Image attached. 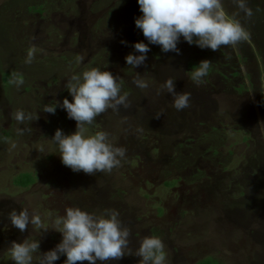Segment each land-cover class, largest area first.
I'll list each match as a JSON object with an SVG mask.
<instances>
[{"label": "rangeland", "instance_id": "1", "mask_svg": "<svg viewBox=\"0 0 264 264\" xmlns=\"http://www.w3.org/2000/svg\"><path fill=\"white\" fill-rule=\"evenodd\" d=\"M223 2L229 14L236 11L232 0ZM249 6L250 19L237 17L249 40L213 51L181 37L179 53L150 44L145 63L132 69L125 57L136 42L148 43L135 25L142 15L138 0H0V264H14L7 252L13 241L39 239L44 253L62 240L55 229L31 224L20 232L9 213L27 207L52 227L66 208L77 206L96 214L119 211L131 230L133 252L144 236L160 237L166 264H198L208 256L219 264H264V0H249ZM29 50L35 59L26 64ZM193 60L217 62L228 79L211 70L202 83H193L187 74ZM94 67L120 77L132 104L118 113L109 109L88 126V134L106 131L127 150L110 174L65 166L52 153L51 138L57 129L74 133L77 122L62 106L55 114L42 110L44 104L71 101L70 77ZM234 67L238 77L229 73ZM136 73L152 86L136 88ZM15 77L24 84L11 83ZM166 78L175 80L177 93L190 94L187 109L177 111L170 93L157 96ZM244 82V90L234 89ZM17 110L38 119L19 124L12 118ZM42 145L45 153L38 151ZM28 171L36 181L17 186ZM172 178L177 182L165 185ZM140 259L132 254L97 264Z\"/></svg>", "mask_w": 264, "mask_h": 264}, {"label": "clouds", "instance_id": "2", "mask_svg": "<svg viewBox=\"0 0 264 264\" xmlns=\"http://www.w3.org/2000/svg\"><path fill=\"white\" fill-rule=\"evenodd\" d=\"M138 4L142 15L135 19V25L142 30L148 43L136 42L134 52L125 57L132 69L145 63L150 44L159 45L165 53H179L178 42L183 37L189 44L216 51L221 46H235L250 38L241 20L237 19L241 14L249 19L254 15L249 0H232L236 8L232 14L226 11L223 0H138ZM34 59V50H29L25 63L31 64ZM210 68L211 61L203 60L187 74L193 83L199 85L209 75ZM11 83L20 87L24 80L15 77ZM131 83L141 91L152 86L139 73ZM123 85L124 81L112 72L94 67L70 77L66 87L73 98L71 101L65 98L62 105L59 101L43 105L42 110L50 114H55L57 107L62 106L68 118L77 122L74 133L65 134L62 129H57L51 138L56 147L52 153H58L62 163L74 172L110 174L125 160L127 150L112 143L108 132L100 130L88 134V126H93L102 113L109 109L118 113L121 107H132L129 94L122 91ZM165 93L172 95L171 103L177 111L190 106V94L177 93L174 79L166 78L156 90L157 96ZM12 118L25 124L38 119V114L17 110L12 113ZM24 131L18 129L17 134L23 135ZM261 131L264 132V125ZM38 151L45 153L46 147L42 145ZM9 220L20 232L31 224L33 229L47 231L51 228L62 233L61 242L44 253L40 251L39 239L28 238L22 243L13 241L7 252L14 264H54L61 256L67 257L64 264L84 261L97 264V261L118 260L132 254L141 258L139 264H166L165 243L158 236H144L133 252L131 230L123 224L119 211L115 209L96 214L82 207H68L64 215L53 220L52 227H46L39 214L23 207L22 211L9 213Z\"/></svg>", "mask_w": 264, "mask_h": 264}, {"label": "trees", "instance_id": "3", "mask_svg": "<svg viewBox=\"0 0 264 264\" xmlns=\"http://www.w3.org/2000/svg\"><path fill=\"white\" fill-rule=\"evenodd\" d=\"M32 11H37V12H40L42 14H44V11L41 9V7L39 6H31L29 7ZM203 61V60H202ZM201 61L200 60H193V61H190L188 63V66L192 69L194 66L198 65ZM217 65V62H215V65H212L211 68H210V71L213 70V71H216L217 73H219L221 75V77H224V79H228V74L225 70H223V68H216L215 66ZM220 65V64H218ZM230 67L234 66L232 64H229ZM232 76L234 77H238L239 76V72L237 69H235V67L233 68L232 72H229ZM6 76V79H9V74L6 73L4 74ZM4 81H5V77H3ZM245 82L240 84V87L239 88H234L235 90L237 89V91H242L244 90L245 88ZM24 176L22 178V180H17V186H21V187H28L30 185H32L37 177H36V174H34V172H31V171H28V173H24ZM177 179L178 178H172L170 180H166L165 181V185H173L177 182ZM198 264H219V262L212 256H208L202 260H200L198 262Z\"/></svg>", "mask_w": 264, "mask_h": 264}]
</instances>
